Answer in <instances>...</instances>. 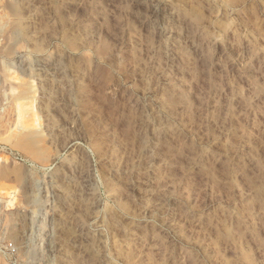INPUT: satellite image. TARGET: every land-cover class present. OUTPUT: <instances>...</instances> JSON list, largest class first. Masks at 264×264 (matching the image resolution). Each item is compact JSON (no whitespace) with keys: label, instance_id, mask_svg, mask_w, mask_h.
Returning a JSON list of instances; mask_svg holds the SVG:
<instances>
[{"label":"rangeland","instance_id":"1","mask_svg":"<svg viewBox=\"0 0 264 264\" xmlns=\"http://www.w3.org/2000/svg\"><path fill=\"white\" fill-rule=\"evenodd\" d=\"M0 264H264V0H0Z\"/></svg>","mask_w":264,"mask_h":264}]
</instances>
